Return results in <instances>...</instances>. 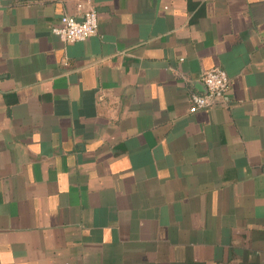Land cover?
I'll list each match as a JSON object with an SVG mask.
<instances>
[{
    "label": "crops",
    "instance_id": "crops-1",
    "mask_svg": "<svg viewBox=\"0 0 264 264\" xmlns=\"http://www.w3.org/2000/svg\"><path fill=\"white\" fill-rule=\"evenodd\" d=\"M0 264H264V0H0Z\"/></svg>",
    "mask_w": 264,
    "mask_h": 264
},
{
    "label": "built area",
    "instance_id": "built-area-1",
    "mask_svg": "<svg viewBox=\"0 0 264 264\" xmlns=\"http://www.w3.org/2000/svg\"><path fill=\"white\" fill-rule=\"evenodd\" d=\"M99 31V13L97 10H88L80 20L71 16H64L52 32L61 42L72 44L86 41ZM203 82L207 94H193L191 97V112L211 110L223 105L230 90V77L221 67H213L203 75Z\"/></svg>",
    "mask_w": 264,
    "mask_h": 264
}]
</instances>
